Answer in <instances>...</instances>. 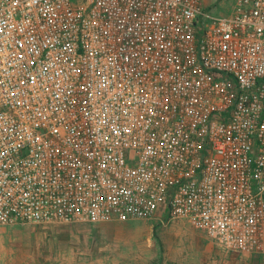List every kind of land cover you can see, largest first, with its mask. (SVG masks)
I'll use <instances>...</instances> for the list:
<instances>
[{
  "label": "built area",
  "instance_id": "built-area-1",
  "mask_svg": "<svg viewBox=\"0 0 264 264\" xmlns=\"http://www.w3.org/2000/svg\"><path fill=\"white\" fill-rule=\"evenodd\" d=\"M161 214L264 255V0H0V225Z\"/></svg>",
  "mask_w": 264,
  "mask_h": 264
},
{
  "label": "rangeland",
  "instance_id": "rangeland-1",
  "mask_svg": "<svg viewBox=\"0 0 264 264\" xmlns=\"http://www.w3.org/2000/svg\"><path fill=\"white\" fill-rule=\"evenodd\" d=\"M213 16L234 0H202ZM0 264H264V255L234 252L185 218L0 225Z\"/></svg>",
  "mask_w": 264,
  "mask_h": 264
}]
</instances>
